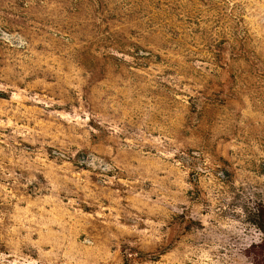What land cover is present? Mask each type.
I'll return each instance as SVG.
<instances>
[{
    "label": "rangeland",
    "instance_id": "obj_1",
    "mask_svg": "<svg viewBox=\"0 0 264 264\" xmlns=\"http://www.w3.org/2000/svg\"><path fill=\"white\" fill-rule=\"evenodd\" d=\"M264 0H0V264H264Z\"/></svg>",
    "mask_w": 264,
    "mask_h": 264
},
{
    "label": "trees",
    "instance_id": "obj_2",
    "mask_svg": "<svg viewBox=\"0 0 264 264\" xmlns=\"http://www.w3.org/2000/svg\"><path fill=\"white\" fill-rule=\"evenodd\" d=\"M264 214V211H261V215Z\"/></svg>",
    "mask_w": 264,
    "mask_h": 264
}]
</instances>
